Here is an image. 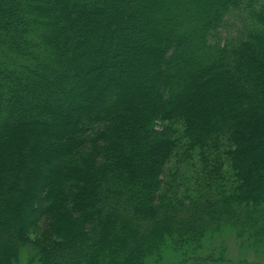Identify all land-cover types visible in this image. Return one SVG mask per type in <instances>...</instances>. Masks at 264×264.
<instances>
[{"label": "trees", "instance_id": "16d2710c", "mask_svg": "<svg viewBox=\"0 0 264 264\" xmlns=\"http://www.w3.org/2000/svg\"><path fill=\"white\" fill-rule=\"evenodd\" d=\"M226 228L264 248V0H0V264H214Z\"/></svg>", "mask_w": 264, "mask_h": 264}, {"label": "rangeland", "instance_id": "374dc122", "mask_svg": "<svg viewBox=\"0 0 264 264\" xmlns=\"http://www.w3.org/2000/svg\"><path fill=\"white\" fill-rule=\"evenodd\" d=\"M221 245L224 246L226 250L224 260L215 262L214 264H264V248H259V251H255L250 247L248 248L242 241L237 239L234 230L224 229L214 238H210L206 242L205 247H207V249H215ZM207 249L204 254L208 253ZM181 261V253L166 249L159 261L151 258L146 264H178ZM35 264H39V262L37 261Z\"/></svg>", "mask_w": 264, "mask_h": 264}]
</instances>
